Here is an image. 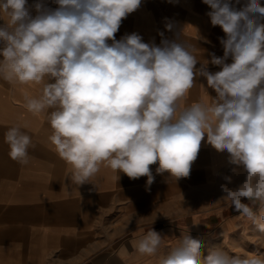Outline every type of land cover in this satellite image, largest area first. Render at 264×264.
Returning <instances> with one entry per match:
<instances>
[{
    "label": "clouds",
    "instance_id": "9594fccd",
    "mask_svg": "<svg viewBox=\"0 0 264 264\" xmlns=\"http://www.w3.org/2000/svg\"><path fill=\"white\" fill-rule=\"evenodd\" d=\"M0 0V78L9 83L42 85L39 97L25 94L33 115L47 113L49 137L69 165L71 182L89 183L101 165L130 179L147 176L150 165L173 179L188 177L201 142L229 154L243 166L245 181L223 197L264 233V6L248 0L237 10L230 0H203L211 24L226 35L223 57L196 69L198 59L187 41L162 39L157 46L136 33L115 38L123 19L141 0ZM239 3V0H236ZM30 8L36 15L32 16ZM170 28V25H166ZM163 37V33H159ZM111 41V43H109ZM231 58V63L226 61ZM208 63L220 66L211 73ZM206 77L216 92L186 104L194 77ZM54 81V82H52ZM203 89V86H201ZM204 90V89H203ZM50 110V111H49ZM26 127V126H25ZM10 157L29 162L31 137L12 126L5 133ZM231 182V177H225ZM242 198L260 201L257 216ZM164 241L151 229L134 247L156 255ZM202 243L183 234L159 264H264V256L230 257L216 248L202 256Z\"/></svg>",
    "mask_w": 264,
    "mask_h": 264
},
{
    "label": "crops",
    "instance_id": "0c3cea01",
    "mask_svg": "<svg viewBox=\"0 0 264 264\" xmlns=\"http://www.w3.org/2000/svg\"><path fill=\"white\" fill-rule=\"evenodd\" d=\"M247 2L230 0L237 10ZM260 3L264 6V0ZM46 6L58 7L53 0H46ZM211 11L203 0H141L140 7L123 19L115 38L136 33L143 42L159 46L162 39L180 37L193 46L199 69L211 60L210 53L223 57L220 40L226 35L220 26L211 24ZM30 13L35 16V9L30 8ZM6 19L0 15V25ZM226 62L231 63V58ZM207 70L215 73L221 67L208 63ZM41 89L42 85L9 83L0 78V264L143 263L146 255L139 254L134 244L147 234L146 225L152 224L145 221L146 205H156L154 197L160 199L161 192L192 181L194 175L207 174L209 168L233 165L229 154L214 149L205 135L188 177L177 180L167 171L158 173L157 162L150 165L154 181L148 185L147 176L130 179L101 165L89 183L75 185L67 177L69 165L49 140L53 130L48 114L33 115L25 107V94L39 97ZM216 95L206 77L195 76L185 103H211ZM17 125L34 145L28 150L27 164L13 160L5 142L7 130ZM167 193L164 196L168 197ZM153 230L161 234L164 243L171 241L174 247L179 243L180 239L173 237L176 229Z\"/></svg>",
    "mask_w": 264,
    "mask_h": 264
},
{
    "label": "rangeland",
    "instance_id": "374dc122",
    "mask_svg": "<svg viewBox=\"0 0 264 264\" xmlns=\"http://www.w3.org/2000/svg\"><path fill=\"white\" fill-rule=\"evenodd\" d=\"M208 171L204 175H194L192 181L178 183L181 187L178 185L168 193L161 192L160 199L154 197L156 205H146L145 209L146 223L152 222L146 225L149 227L146 232L161 227L176 229L173 237L177 239L188 234L201 241L203 257L216 248L230 257L240 255L244 258L248 253L264 256V233L223 198L226 195L224 187L235 190L245 181L247 174L243 166L226 164ZM225 177H231V182ZM166 193L168 197L164 196ZM242 203L248 204L257 216L261 214L260 201L247 202V198H242ZM173 247L171 241L164 243L156 255H146L140 264H151V259L156 260L152 264H159Z\"/></svg>",
    "mask_w": 264,
    "mask_h": 264
}]
</instances>
